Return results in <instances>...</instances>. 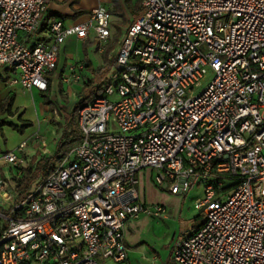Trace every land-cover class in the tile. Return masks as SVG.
<instances>
[{
	"label": "built area",
	"instance_id": "1",
	"mask_svg": "<svg viewBox=\"0 0 264 264\" xmlns=\"http://www.w3.org/2000/svg\"><path fill=\"white\" fill-rule=\"evenodd\" d=\"M51 1L0 0V70L14 88L48 92L69 38L109 42L102 5L83 23L51 20L33 42ZM143 7L57 169L22 197L28 141L0 156V264H129L127 224L167 214L141 198L147 170L161 191L203 194L205 223L174 239L172 264H264V0Z\"/></svg>",
	"mask_w": 264,
	"mask_h": 264
},
{
	"label": "rangeland",
	"instance_id": "2",
	"mask_svg": "<svg viewBox=\"0 0 264 264\" xmlns=\"http://www.w3.org/2000/svg\"><path fill=\"white\" fill-rule=\"evenodd\" d=\"M116 1L119 2L120 0ZM91 37L94 38V35ZM91 41L82 44L81 51L77 53V57L72 58L75 60L71 64H68V60L61 59V68H58L55 73L57 74L62 69L59 90L56 93L57 98H55L57 102L51 101L52 103H49L47 101L46 103L50 105V112L53 114V116L48 115V124L54 132H57V138L66 129L69 123L68 118L75 104L88 93L85 88L89 86L101 87L105 91L109 85L114 83L112 79L117 73L115 66L117 46L107 44L101 50L97 42L93 39ZM71 50H75V47ZM70 65L71 67H69ZM72 66L76 68V71L79 70L77 72V76L80 78L79 81H74L71 78ZM80 68L82 69L81 71ZM101 68H105V71L98 78ZM212 76L213 74L209 70L203 87L206 86ZM64 79H68L67 83L64 82ZM91 82L93 83L91 84ZM50 93L51 91H48L45 95L49 97ZM47 96L36 97L21 91L18 97V102L22 103L20 109L13 112L11 107L12 109L7 115L0 116V150L3 153L17 148L22 143L21 140L28 136V132L34 127L33 123L37 121L35 107L43 99H47ZM42 118L43 116L38 119L42 121ZM50 162L57 167L60 164L56 159ZM35 172L39 178L34 181L31 190L41 181L42 172L38 170ZM150 175L151 170L140 174L139 192L141 198L149 206H164L167 209V214L156 219L145 218L135 228H132V225L127 226V230L130 234L136 235L135 241L138 242L137 245L146 242L162 256L160 259L155 252L151 249L148 250V247L136 245V250H140L139 253L142 254L140 255L141 259L147 262L137 261L140 259L139 257L136 260L137 264H171V260L168 262V238L180 237L191 228H199L205 223L204 212L195 209L197 200L201 199L203 194L202 192L191 191L187 196H172L158 189L150 179ZM108 264L114 263L110 262Z\"/></svg>",
	"mask_w": 264,
	"mask_h": 264
},
{
	"label": "crops",
	"instance_id": "3",
	"mask_svg": "<svg viewBox=\"0 0 264 264\" xmlns=\"http://www.w3.org/2000/svg\"><path fill=\"white\" fill-rule=\"evenodd\" d=\"M136 2L137 0H130V5L128 7L126 5L125 0H120L119 2L115 0H52L44 16L41 27L38 33L33 38V42L42 40L44 38L46 33L45 32L46 28L51 20L60 19L63 20L67 25L83 23L89 19L90 13L94 8L102 5L109 8L112 13L111 37L109 39L108 44L117 46L116 49L117 51L116 56H117L118 50L121 46V43L129 27L134 23L136 19L135 18L137 14V10L135 9ZM92 35H94V33H92L89 36V38L86 39L85 41H81L76 38H69L68 40H66V42L60 48L57 70L58 68H61L60 67L61 59H66L68 60V64L69 63L71 64L75 60V59L73 60L72 58H74L77 55V53L81 51L82 44L84 42L87 41L92 42L91 39L95 41V35L94 38L91 37ZM73 47H75V50H71ZM66 56L67 58H65ZM69 67H71V65ZM57 70L51 74V80H50L51 84L49 88V91H51V93L49 97L45 95V93L48 92L41 93L38 92L37 90H33L29 92L22 90L20 88L12 87L9 83L10 72L6 69L0 70V116L7 115L12 108H13V112L20 109L22 103L20 104L18 102L19 101L18 97L21 94V91L36 97L47 96V99L45 100L43 99L40 104L36 105L35 110H36L37 121L33 123L34 127L31 129V131L28 132V136L23 140H21V142L28 141L29 143L28 147L25 149L24 156L27 159L28 167L32 166L34 169H37L39 166L43 165L46 162V160H50L54 157V155L56 154L58 143L60 142L62 136L61 135L59 138H57L56 136L57 132H54V130L48 124L49 121L48 115L53 116V114L50 112V105L46 103L47 101L49 103H52L51 101L57 102L55 98H57L56 93L59 90L62 69L60 70V72L55 74ZM81 70L82 69L80 68V71ZM78 71L79 70H77L76 73ZM12 102L13 105L12 108H10V104ZM41 116H43L42 121L38 119ZM2 154L4 153L2 150H0V156ZM195 191L197 192V190H194V192ZM145 218L156 219L155 217L142 216L138 220L130 221L127 224V226L132 225L131 227L135 228L138 226L139 222ZM125 235H126L127 246L130 249L129 264H137L136 262L137 258H139L140 255H142L139 253L140 250H136V247L139 245H144V247H148V250L151 249L153 252H155L158 255L160 259L162 258L161 254L158 251L154 250V248L150 244L146 242H142L141 244L137 245L138 242L135 241L136 235L130 234L129 231L127 230V227H126ZM174 239L173 237L172 238L169 237L167 241V243H169L168 262H170L171 260L170 259L171 250ZM137 261L143 262L145 260L141 259L140 257V259H138Z\"/></svg>",
	"mask_w": 264,
	"mask_h": 264
},
{
	"label": "trees",
	"instance_id": "4",
	"mask_svg": "<svg viewBox=\"0 0 264 264\" xmlns=\"http://www.w3.org/2000/svg\"><path fill=\"white\" fill-rule=\"evenodd\" d=\"M116 1V0H115ZM143 1L144 0H137L135 4V9L137 10V14L135 16V20H137L139 17H141L144 14V7H143ZM126 5L129 7L130 0H125ZM103 71H105V68H101L99 72V77L102 75ZM93 82H91L92 84ZM85 90L88 92L86 96L79 100L74 108L72 109L70 116L68 118V125L66 129L62 132V136L60 139V142L58 143L56 154L54 157L50 160H46V162L39 166L37 169H34L32 166L28 167L25 170V173L23 177L18 180V186H17V192L22 196L25 197L30 192L34 181L39 178V176L36 174V170L42 172L41 178L45 179L49 177L56 169L57 166H53V163L50 162L53 159H56L58 162H61V160L66 157L68 154H70L71 150L80 142L81 140V133L77 125V116L79 110L84 107L87 103H89L94 98L101 97L104 94V90L101 87H94L89 86L85 88ZM13 102L10 104V108L12 107ZM68 129V130H67Z\"/></svg>",
	"mask_w": 264,
	"mask_h": 264
}]
</instances>
